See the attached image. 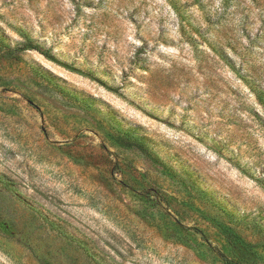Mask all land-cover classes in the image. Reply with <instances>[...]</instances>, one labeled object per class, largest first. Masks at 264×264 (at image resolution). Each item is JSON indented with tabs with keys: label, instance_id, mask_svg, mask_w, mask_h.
I'll return each instance as SVG.
<instances>
[{
	"label": "rangeland",
	"instance_id": "obj_1",
	"mask_svg": "<svg viewBox=\"0 0 264 264\" xmlns=\"http://www.w3.org/2000/svg\"><path fill=\"white\" fill-rule=\"evenodd\" d=\"M231 233L264 264V0H0V264H234Z\"/></svg>",
	"mask_w": 264,
	"mask_h": 264
},
{
	"label": "trees",
	"instance_id": "obj_2",
	"mask_svg": "<svg viewBox=\"0 0 264 264\" xmlns=\"http://www.w3.org/2000/svg\"><path fill=\"white\" fill-rule=\"evenodd\" d=\"M22 49H35L39 53H41L45 58L54 61L59 62L52 54H50L47 50L41 49L38 45H33L30 41L25 43L22 47ZM70 70L80 72L78 69H75L74 67H69ZM134 144L138 146H142V144L139 141H134ZM143 150H145L144 147ZM229 246L233 252L234 260H230L229 262H232L234 264H242L244 261L248 259L249 256H251L250 246L245 241H242L235 233H231L228 237Z\"/></svg>",
	"mask_w": 264,
	"mask_h": 264
}]
</instances>
